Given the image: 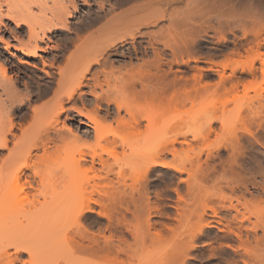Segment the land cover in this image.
I'll return each instance as SVG.
<instances>
[{"label":"bare ground","instance_id":"1","mask_svg":"<svg viewBox=\"0 0 264 264\" xmlns=\"http://www.w3.org/2000/svg\"><path fill=\"white\" fill-rule=\"evenodd\" d=\"M8 1L0 0V24L3 25L2 18L14 24L13 29L6 28L4 24V28L10 32L9 37L6 40L0 39L3 42L2 48L10 55L8 58L0 54V204H20L35 208L36 205L73 204L76 201L79 206L74 214L75 231L73 228L72 235L70 234L72 238L67 240L68 243L70 240L72 245L76 243V248L72 246L76 252H88L92 257L100 255L107 261L111 258L109 262L112 259L118 260L123 253L128 262L134 257L129 244L125 250L114 244L112 234L102 235V239L94 234L89 236L81 218L85 213L94 211L91 204L99 206L97 214L109 221L117 207L128 210L132 205L139 208L143 216V220L139 221L137 215H134L139 225L137 226L136 220V226L134 224L131 231L137 242L136 239L142 236L139 234L141 226L146 233L151 225L154 226L149 222V204L153 201L149 199L146 181L158 168H172L179 174L185 173L187 178L182 181L187 184L188 196L195 200L197 176L202 175L201 178L205 179L210 175L209 172L215 166L211 167L209 161L214 160L212 157L215 155L212 156L211 153L204 160L195 156L181 166H172L165 158L168 155L176 157L181 150L189 151L192 142L217 134V127L214 126L215 122L209 121L204 130L192 133L191 138L179 131L169 135L170 124L161 112L185 105L211 87H214L213 92L219 96L220 106L225 108L228 98L235 97L242 84L236 73L250 77L256 75L257 61L261 68L264 67V37L261 42L258 32H244L243 36L246 38L250 35L253 44L245 50L244 56L240 52L229 51V47L222 44L224 39H218L208 56L221 55L223 60L209 61L210 66L202 67L197 63L199 57L194 54L200 53L205 47L202 42L208 41L207 29L203 27L202 34L196 38L192 37V30L189 29L186 32L171 30V17L175 12L180 15L181 8L173 7L170 11L163 10L156 14L154 12L157 10L153 8L156 0H96L95 10L84 13L76 22L70 23L67 20L77 10V0H52L54 11L49 17L33 13L30 7H26L24 12H18ZM81 1L88 4L90 0ZM1 2L7 3L4 12ZM166 2L174 5L182 0H165ZM43 5L45 7L41 2L37 4L41 9ZM146 16H149L148 22H140ZM166 17L170 23L163 29L158 21ZM142 26H158L160 33L168 31L172 44L166 41L165 46L171 49L172 60L163 61L164 51L154 45L156 40L151 31H140ZM48 34L57 36L60 44L49 45L51 40ZM180 36L182 41L178 43L176 39ZM48 49L52 53L49 58L44 59L39 53H46ZM183 53L186 54V59L182 58ZM138 54L144 58L135 63L132 60ZM242 57H247L248 62L240 64ZM32 58L40 59L41 68H38V63ZM125 59H129L128 62L122 61ZM191 61L196 64L190 65ZM72 64L75 69L70 74L69 67ZM36 69L41 70L47 79L41 77L39 79L43 82L33 85L23 80L26 71L32 73ZM226 69H230L229 74H226ZM213 74L217 75L216 81H212ZM262 78L264 81V70ZM20 86L24 88V92L20 90ZM261 103L263 98L259 95L256 99L257 106L252 104L239 108L238 125L233 128L224 117H220L218 134L223 141L219 148L228 153L224 162L220 160L223 173L228 169L232 171L234 166L239 165L238 158L244 154L241 139L245 138L250 142L256 139L251 126L245 124V119L251 117L255 120L260 117L257 112L264 106ZM90 104L93 105L88 109ZM160 120L162 126L158 135ZM35 123H40V126L33 137L16 149V130H21L23 135ZM25 124H29L28 127H24ZM257 127H262L261 122ZM79 142L90 152L78 149V157L74 158ZM97 149L111 157V161L103 158ZM118 149L123 157L118 156ZM3 152H6L4 158L1 157ZM61 155L72 158L69 168H51L53 157ZM114 166L117 167L116 171H113ZM125 169L129 170L128 174ZM73 173L74 181L60 193L59 187ZM74 183L75 191H66V187L74 188ZM175 192L178 203L184 204L189 210V197H183L178 188H175ZM230 202L227 206L221 202L220 207H227L237 213V206ZM200 204L199 217L202 222L193 232L194 237L191 235L193 239L203 234L207 230L205 227H216L212 221L205 219V215L209 209V215L215 216L218 209L205 202ZM234 221L236 214L232 219L226 220L219 230L238 237L239 234L231 227ZM215 222L221 223L219 220ZM158 231L152 235L159 236L161 230ZM65 238L68 239V236ZM84 240L88 243L84 244ZM122 240L124 243L125 239ZM194 245L191 242L176 253L181 259L176 258V255H172L174 258L170 257L174 261L175 258L182 260L188 257ZM14 249L16 253L28 251L31 258L27 264H38L30 249L27 250L20 244H14ZM2 253L0 264H15L19 261L17 256L12 257L5 251ZM185 260L178 263L182 264ZM177 261L173 263L178 264ZM64 263L71 264L67 261Z\"/></svg>","mask_w":264,"mask_h":264},{"label":"rangeland","instance_id":"2","mask_svg":"<svg viewBox=\"0 0 264 264\" xmlns=\"http://www.w3.org/2000/svg\"><path fill=\"white\" fill-rule=\"evenodd\" d=\"M8 2L18 12H24L26 7H30L33 13L49 17L51 12L54 11L52 0H9ZM38 2L45 4V7L43 5L42 9L39 8L37 6ZM76 2L78 11H74L72 17L67 20L70 23L76 22L82 15L96 9V0L95 2L90 0L88 4L81 0ZM1 4L2 12H4L7 8V3L1 2ZM173 7L181 8L182 12L180 15H176L177 12L172 15L171 30L186 32L189 29L192 30V37L196 38V36L198 37V35L202 34L203 27L207 29L208 41L202 42L200 40L205 47L200 53L194 54L199 57L197 63L202 67L210 66L211 61L219 62L223 60L224 57L221 55L208 56L209 50L216 46L215 43L218 42V39H224L222 44L227 45L229 51L240 52L244 56L245 50L253 45L251 36L248 35L245 38L243 36L244 32L248 34L258 32L261 42L264 37V0H182V2L174 5L165 3V0H156L153 5V8L157 10L154 12L156 14L163 10L170 11ZM148 20L149 16H146L141 18L140 22L145 23ZM2 23L3 25L0 24V39L4 38L6 40L10 32L4 28V24L6 28L11 29L14 28V24L5 18H2ZM169 23L168 17L158 21V25L163 29ZM23 28L25 29L24 26ZM140 31H151L152 37L156 40L154 45L164 51L163 61L172 60L171 49L165 46L166 41L172 44V38L168 35V31L160 33L158 26H148V28L142 26ZM48 37L51 40L49 45L60 44L58 37L54 36V34H48ZM137 39L140 38L137 37ZM145 40L147 39L145 38ZM176 40L181 43V36ZM41 45L45 46L43 43ZM2 46L3 42L0 40V54L10 58V55ZM50 53L52 52L48 49L46 53L42 51L39 54L44 59H47L50 57ZM182 58L186 59L185 53L182 54ZM179 59L180 57H178ZM32 60L38 63V68H41L39 58H32ZM245 62H248V58L242 57L239 63ZM194 64L196 63L190 62V65ZM255 64L257 72L252 77L240 72L236 73L242 84L239 85L236 96L228 98L225 108L220 106L219 96L213 92L214 87H211L208 91L196 95L191 102L171 107L161 112L170 124L169 135L179 131L186 133L191 138L190 135L192 133L204 130L209 121L215 122L216 132L217 130L219 132L220 117H224L228 121L229 126L233 128L238 125L237 111L239 108L243 109L247 105L252 104L257 106L256 99L259 95H262L263 103L261 104L264 105V81L262 78L264 67L262 66L261 68L258 61ZM259 67L261 68L260 70ZM74 69V64H72L69 67L70 74L74 72ZM229 73L230 69H226V74ZM41 77L45 80L47 79L41 70L36 69L32 73L31 71H26V76H23V80L33 85L37 82H43L39 79ZM217 79L215 74L212 81ZM20 90L24 92L22 86H20ZM92 105L90 104L87 108H91ZM258 111L257 113L260 117H256L255 120H252L251 117L245 119V124L251 126L256 139L251 138L252 143L245 138L241 139L244 146V154L238 158L239 165L234 166L232 171L228 169L223 173L221 170L220 160L224 162L223 159H227L228 153L219 148L223 139L218 132L210 135L208 139L192 142L189 151L184 150L185 152H183L181 150L178 156L172 157L168 155L165 158L172 166H181L186 164L189 158L195 156H200L204 160L211 153L212 156L215 155L212 157L214 160L209 161L211 167L215 166V169L213 168L209 172L210 175L205 179L201 178L202 175L198 174L197 176L196 183L198 187L195 200L188 196L187 184L182 181L187 178L185 173L179 174L172 168H158L148 176L146 187L149 199L153 201V203L149 204V222L154 226L151 225L149 232L146 230L147 233L142 226L139 228L141 231L142 228L144 230L142 233L139 230V234L142 235L140 239L138 237L139 243L138 239H136L137 242L134 241L135 239H133L132 235L133 225L136 220L137 226L139 225L138 219L134 218V215H137L139 221L143 220L142 211L139 208H135L132 205L128 207V210L124 207H117L112 218L120 217L122 219V214L119 213L121 211L125 219L124 223L121 224H117L116 219L108 221L104 216H100L96 212L85 213L81 218V222L87 228L88 235L94 234V236L102 239V235L108 236L112 234L114 244L125 250L128 249L127 245L129 244L131 246L130 252L134 255L130 261L127 262L126 256L121 253L118 260L112 259L113 261L109 262L111 258L107 261L103 260L100 255L95 254L92 257V254L90 255L88 252L84 253L82 251V253H79L81 251H77V253L73 248H76L74 246L76 243L72 245L71 240L69 245L67 240L71 237L73 228L75 231L73 225L74 214L79 206L76 201L73 204L36 205L35 208L20 204L7 206L0 204V255L5 251L10 253L12 257L17 256L19 261H16L15 264H27V261L31 258L30 254L27 253L28 251L15 252L14 244H20L26 247L27 250L30 249L38 264H65V261L71 264H103L105 261L104 264H175L173 262L176 260H178V263L185 259L186 262L183 261L182 264H264V106L259 108ZM260 122L262 127H257ZM28 125L25 124L24 127H28ZM39 126L40 123L32 124L23 135L21 130H16L15 134L18 138L14 140L16 143L15 148L18 149L29 141ZM161 126L162 122L160 120L158 135ZM158 141L160 142V137H158ZM11 146L13 147L14 144H11ZM78 149L83 150L85 153L90 152L83 143L79 142L74 151V158L78 157ZM216 149L219 150L216 151ZM97 152L101 153L103 158L111 161L112 158L107 157L106 153H102L100 149H97ZM5 156L6 152H3L1 157L4 158ZM118 156L123 157L120 149H118ZM86 158L89 159L88 156ZM71 160L70 156L53 157L50 167L66 169L69 168ZM116 170L117 167L114 166L113 171ZM125 173L128 174L129 170L125 169ZM110 176L113 177V174ZM73 177L75 178L74 173L70 177L71 182L68 179L59 187L60 193L64 191L65 186L74 181ZM175 188H178V192L186 199L189 197V210L187 207L185 208L184 204L178 203ZM65 189L70 192L72 190L75 191L76 185L74 183V188L66 187ZM219 200L225 206L229 205V201H231L233 205L237 206L238 212L236 213L227 207H225L227 209H223L220 207L221 202ZM202 202L218 209L215 216L209 215L211 214L209 209L206 211L207 215H205V219L212 221V224L216 225V227H205L207 230H204L203 234L193 239V232L197 230L198 225L202 222L199 217L200 203ZM91 207L96 211H100V207L95 204H91ZM180 208H183L182 211L185 209L187 211L182 212ZM179 214L182 215L180 216ZM234 214H236V221L232 223L231 227L240 237H235L231 233L219 230V227L223 228L226 220L232 219ZM180 218L181 220H179ZM217 220L221 223H216L215 221ZM170 229H174V231ZM157 230H161L160 232L158 231L161 234L155 237L152 233H156ZM66 236H68V239L65 238ZM122 239H125L126 243H123ZM191 242L196 245H194L196 249H189L190 254L187 255L188 257L182 260L176 259L181 257L178 254L176 255V253L181 248L185 249L186 245L188 246ZM83 243L87 244L88 242L84 240ZM181 252L180 254H182ZM172 255H176L175 261L172 260L174 258ZM166 256H169L171 260L166 258Z\"/></svg>","mask_w":264,"mask_h":264},{"label":"flooded vegetation","instance_id":"3","mask_svg":"<svg viewBox=\"0 0 264 264\" xmlns=\"http://www.w3.org/2000/svg\"><path fill=\"white\" fill-rule=\"evenodd\" d=\"M144 57H142L140 54H138L137 55V57H134L133 58V62H138V61H140L141 59H143ZM128 60L129 59H125V60H122V61H124V62H128ZM121 208H123V207H121ZM93 212H98V210L96 211V210H94ZM119 212V211H118ZM120 214H122V219L120 218V217H114V218H112V220H110V221H113L114 219H116L117 220V224H121V223H124V221H125V219H124V215H123V213L120 211L119 212ZM101 216V215H100ZM107 219V218H106ZM109 221V220H108Z\"/></svg>","mask_w":264,"mask_h":264}]
</instances>
